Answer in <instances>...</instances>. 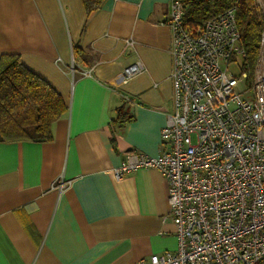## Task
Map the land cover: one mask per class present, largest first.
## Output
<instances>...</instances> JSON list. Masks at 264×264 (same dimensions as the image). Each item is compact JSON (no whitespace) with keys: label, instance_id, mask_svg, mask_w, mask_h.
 <instances>
[{"label":"crops","instance_id":"obj_1","mask_svg":"<svg viewBox=\"0 0 264 264\" xmlns=\"http://www.w3.org/2000/svg\"><path fill=\"white\" fill-rule=\"evenodd\" d=\"M171 1L105 0L86 17L81 0H0V57L19 56L67 106L50 142L0 140V264H148L177 249L161 174H112L160 153Z\"/></svg>","mask_w":264,"mask_h":264},{"label":"built area","instance_id":"obj_2","mask_svg":"<svg viewBox=\"0 0 264 264\" xmlns=\"http://www.w3.org/2000/svg\"><path fill=\"white\" fill-rule=\"evenodd\" d=\"M184 12L182 1L170 2L173 113L160 153L129 157L112 174L156 169L166 183L177 249L148 264H264V27L248 83L247 73L229 71L245 57L236 6L190 28ZM142 70L136 61L123 77Z\"/></svg>","mask_w":264,"mask_h":264},{"label":"trees","instance_id":"obj_3","mask_svg":"<svg viewBox=\"0 0 264 264\" xmlns=\"http://www.w3.org/2000/svg\"><path fill=\"white\" fill-rule=\"evenodd\" d=\"M104 1L81 0L85 16L100 10ZM233 4L236 6V25L240 33L239 46L245 53L241 68L247 73L248 83H251L264 27V17L257 10L255 0L188 1L184 22L190 28L220 14ZM66 113L67 106L62 97L45 80L25 68L19 56L0 57L1 141L50 142L53 125Z\"/></svg>","mask_w":264,"mask_h":264},{"label":"rangeland","instance_id":"obj_4","mask_svg":"<svg viewBox=\"0 0 264 264\" xmlns=\"http://www.w3.org/2000/svg\"><path fill=\"white\" fill-rule=\"evenodd\" d=\"M255 5L258 11H260L263 15H264V0H255ZM241 61L238 60V62H233L230 63L229 65V71L231 72V74L234 77H239L240 74L243 72V69L241 68ZM251 93L247 94L245 98H248L249 101H251L250 99Z\"/></svg>","mask_w":264,"mask_h":264}]
</instances>
